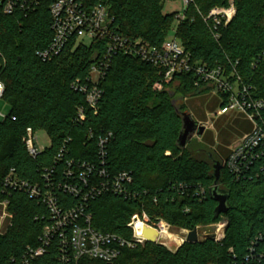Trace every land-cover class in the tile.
Wrapping results in <instances>:
<instances>
[{"label": "trees", "instance_id": "obj_1", "mask_svg": "<svg viewBox=\"0 0 264 264\" xmlns=\"http://www.w3.org/2000/svg\"><path fill=\"white\" fill-rule=\"evenodd\" d=\"M51 1L39 0L35 8L7 15L0 0V82L5 87L2 100L11 105L10 113L0 118V175L15 169L21 179L44 185L43 173L55 168L53 177L59 182L72 158L99 166V139L111 133L104 165L111 177L122 171L131 173L134 181L129 189L135 196L98 195L89 208L96 229L129 234L127 224L138 211H145L152 220L164 219L191 230L224 218L229 222L221 242L209 237L187 242L176 252L147 242L124 248L114 264H232L234 254L242 258L256 236L264 234V154L240 174L223 167L219 185L230 193L227 214L216 216L218 203L211 189L215 162L223 164L231 153L233 135L242 137L253 123L244 114L219 116L218 139L208 129L200 140L181 149L177 141L183 122L177 99L195 96L187 103L200 121H207L205 108L216 111L228 100L213 95L208 84L197 85L195 73L177 75L156 90L154 85L163 81L162 69L120 52L102 80L104 94L98 108H87L85 119L80 118L86 96L73 84L88 78L93 63L106 53L109 39L89 44L72 39L59 55L44 61L38 52L47 49L54 37ZM83 1L88 6L105 2L114 29L125 37L142 38L158 47L177 38L196 62L222 65L228 72L236 69L253 98L264 101V0H234L237 14L219 28V38L203 15L229 0H195L184 20L177 18L179 12L164 11L168 1L177 0ZM180 109L188 106L182 104ZM258 122L264 127V108ZM30 128L47 132L51 139L36 157L24 142ZM63 148L64 158L57 162ZM61 196L68 205L76 199ZM10 198L15 218L13 226L0 235V264H10L13 258L22 261L28 246L38 244L48 222L47 208L38 199L23 191L13 192ZM260 248L264 249V240ZM59 257L53 246L31 264H61ZM84 263L112 264L89 259Z\"/></svg>", "mask_w": 264, "mask_h": 264}, {"label": "built area", "instance_id": "obj_2", "mask_svg": "<svg viewBox=\"0 0 264 264\" xmlns=\"http://www.w3.org/2000/svg\"><path fill=\"white\" fill-rule=\"evenodd\" d=\"M181 1L183 8L177 18L184 20L195 0ZM38 2L39 0H2L4 13L7 15L28 11L27 9L35 8ZM50 11L54 37L47 49L38 52V56L44 61L59 55L72 39L77 42H85L86 38L90 42L95 39H109L106 53L93 63L88 78L84 82L78 81L73 84L75 90L83 92L86 96L87 106L79 108L80 118L85 119L87 108H98L104 94L102 80L110 70L114 56L120 52L162 69L163 81L154 85L156 90L162 89L164 83L171 82L177 75L195 73L198 77L197 85L208 84L212 86L213 95L228 100L225 106H220L214 112V116L236 112L244 114L253 123L252 130L240 137L236 147L230 146L231 153L223 160V167L240 174L244 168L252 165L255 158L264 154V127L258 122L264 101L253 98L250 88L242 85L236 69L228 72L222 65L211 67L196 62L177 38L168 39L158 47L142 38L131 39L119 34L114 29V18L110 16L105 2L88 6L83 0H52ZM236 14L235 1L229 0L225 6L212 8L207 15H203V18L212 26L215 37L219 38V28L230 24ZM4 90V84L0 82V101ZM5 117L6 115L0 113V118ZM111 137L112 134L109 133L99 139L97 155L101 159L99 166L92 161L72 158L68 160L63 172L64 180L59 182L53 177L55 168L43 173V178L46 179L44 185L21 179L15 169H11L5 176L0 175V235L14 224L15 211L10 196L15 191H23L30 198L38 199L47 208L48 215V222L42 229L38 244L28 246L22 261L17 262L13 258L10 264H31L53 246L59 250L61 264H85L84 261L87 259L114 264L117 263L124 248L133 249L149 242L144 236L146 228L158 231L157 244L165 247L174 245L168 242L172 235L170 233L172 225L164 219L152 220L145 211H138L132 215L127 224L129 234L104 232L93 226V214L89 208L98 195L111 192L127 198L135 196L129 189L134 181L131 173L122 171L111 177L104 165L106 147ZM24 142L33 157L38 156L50 145L42 146L38 132L31 128L28 129ZM65 151L64 148L60 151L57 162L64 158ZM261 172L264 175V166L261 167ZM61 194L76 199L68 205ZM226 220L224 218L213 223L218 225V229L215 234H208L206 239L212 237L215 241L221 242L226 237L224 232L228 224ZM196 229L198 230L199 226ZM191 231L185 229V238L181 240V245L171 249L173 252L187 242V236ZM263 240V233L256 236L242 258L234 254L232 264H261L264 261V249L260 248Z\"/></svg>", "mask_w": 264, "mask_h": 264}, {"label": "water", "instance_id": "obj_3", "mask_svg": "<svg viewBox=\"0 0 264 264\" xmlns=\"http://www.w3.org/2000/svg\"><path fill=\"white\" fill-rule=\"evenodd\" d=\"M184 100L185 98L181 97L176 101L177 112L182 117L183 122V127L177 141V144L181 149H185L195 137L202 138L205 132L208 130L207 124L205 122L197 121L188 109H180V106L184 104ZM213 170L215 177V186L211 189V196L218 203L215 209V214L216 216H220L222 214H227L231 208L229 201L230 193L226 190L221 189L219 185L220 180L222 178L223 164L220 161H216L213 166ZM228 226L229 222L225 226V233L227 232ZM144 236L148 239L149 242L156 243L159 237V233L158 231L153 230L151 228H146L144 231ZM199 241V233L198 230L195 228L188 234L187 242L196 243Z\"/></svg>", "mask_w": 264, "mask_h": 264}, {"label": "rangeland", "instance_id": "obj_4", "mask_svg": "<svg viewBox=\"0 0 264 264\" xmlns=\"http://www.w3.org/2000/svg\"><path fill=\"white\" fill-rule=\"evenodd\" d=\"M182 8H183V3H182L181 0L168 1L166 3V6H165V10L164 11L166 13L181 12L182 11ZM177 24H178V22L176 21V24L174 25V28L171 31L172 35L175 34V27H176ZM85 42L87 44H89L90 43V40L86 38ZM211 96H213V95H211ZM189 98H194L195 99L196 97L195 96H192V97H189ZM189 98H186L184 100V104H186L188 106V110L192 113L193 117L197 121H200L196 117L195 112H193V110L191 109V107H189V105L187 103V100ZM210 98H212V97H210ZM10 111H11V105H10V103L7 102V101L1 100L0 101V113H3L4 115H6V114H9ZM205 112L207 114V121H200V122H205L207 124L208 129H213L214 132H215V137H216V139H218L219 132H218L217 127H216V122L218 121V117L217 116H214L213 114H214L215 111H212L209 108H205ZM233 114H238V113H236V112H230L228 115H233ZM38 136L40 138V144L42 146H48L50 144V137L47 134V132H45L43 130L38 131ZM200 139L201 138L195 137L193 139V141H197V140H200ZM232 139H233V142H232V145L233 146L232 147H236L237 142L240 139L239 135L234 134ZM217 229H218V225H215L213 223L212 224H206V225H200L199 226V229H198L200 241L205 240L206 239V236L208 234H215L216 231H217ZM170 233H172V235H171V238L169 239L168 242L173 243L174 245L173 246H170V247H166V248H168L170 251H172L171 249H175L177 247V245H181V243H182L181 240L183 238H185V228H178V227L172 226ZM185 243H187V242H185Z\"/></svg>", "mask_w": 264, "mask_h": 264}]
</instances>
